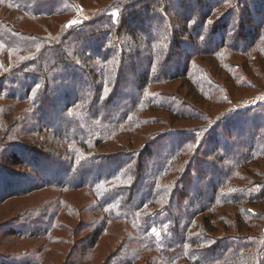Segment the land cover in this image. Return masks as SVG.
Masks as SVG:
<instances>
[{
	"label": "trees",
	"instance_id": "1",
	"mask_svg": "<svg viewBox=\"0 0 264 264\" xmlns=\"http://www.w3.org/2000/svg\"><path fill=\"white\" fill-rule=\"evenodd\" d=\"M173 1L168 0L170 5L162 13L154 9L153 0L108 2L104 8L107 11L125 9L121 29L135 40L129 39L125 43L123 38V45L128 46L120 59L125 63L114 64L109 70L107 65L110 61L117 62L119 57L118 49L109 50L104 41L113 28L109 23L100 26L102 31L99 34L103 40L92 42L90 39L93 37L84 34L81 35L83 41L76 45V40L81 37L70 38L78 26L67 29L64 23V31L37 35L0 17V56L15 59L16 52L23 53L24 57L13 70L27 72L25 75L30 79V82H25L21 94L15 90L20 84L19 73L7 74L2 82L7 85V99L18 104L28 102V107L19 112L14 124L30 136L46 133L41 148L22 142L15 145L17 142L14 144L19 148L17 152L0 154V190L4 189L0 193V202L46 188L60 194L83 189L85 195L90 193L92 196L83 209H76L58 194L49 195L50 198L22 210L8 224L12 223L22 235L26 233L24 237L37 235L45 238L47 244L61 243L65 238L58 233L67 229L62 216L75 217L83 211L89 216L78 231L93 228L86 237L88 251L98 246L111 223H125L133 233L121 246H117L118 251H110L108 259L101 264H135L142 260L143 264H264V242H258L261 241L259 235H264L263 228L258 234H253L251 227L256 225L253 224L259 218L256 216L264 219L256 208L264 201V188L252 192L249 185L234 182L243 175L244 169L249 178L264 175L259 166L247 170L248 165L256 164L264 157V130L260 132L264 117L259 121L253 115L252 131L242 133L247 118L242 124L239 122L248 112L240 114L241 109H235L234 101L226 93V85L223 86L205 67L194 62L199 57H211L224 70L231 67L228 75L233 81H238V86L254 87V82L246 74L250 70L244 68L250 66L249 61L243 67L225 63L224 53L233 49L242 56L250 54V60L252 56L257 60L256 65L263 60L264 0H193L202 10L198 17L194 16L195 11L194 15L183 14L192 0H178L177 4ZM227 3H232L235 8L211 20ZM0 5L6 12L26 15L22 19L24 23L33 19L71 16L80 4L74 0H0ZM145 12L149 17L143 19ZM170 13L179 18L171 20ZM171 21L172 26H169ZM165 24L168 25L163 27ZM83 25L89 26L92 22H84ZM235 26V31H232ZM226 29H231V39L225 33ZM218 35L220 39L216 42L213 38ZM188 41L191 50L183 58L185 63L173 66L172 72L165 73L173 55L179 53L174 49L186 46ZM58 46L63 49L60 50L62 53L56 54ZM68 52L77 57L83 69H89L92 78L80 93L63 89L70 76H54L52 73H57L59 67L70 66L65 60ZM26 53H29L28 58ZM137 59H144L148 65L140 73ZM44 63L48 65L46 69L41 66ZM34 67L42 77L45 76L38 78L32 71ZM194 69L198 71L193 72ZM48 74L52 75L51 80L46 77ZM66 77L64 83L60 81ZM128 77L134 78L135 83V90L130 95L123 94L120 89ZM71 78L75 77L71 74ZM71 78L67 81H72ZM176 80L182 81L187 89L184 97L179 93L150 92L151 85ZM226 80L228 84L232 83ZM52 83L56 85L55 96L63 90L61 96L65 99L60 112L53 110L57 112V118L51 116L50 121L45 122V110L55 104V98L49 95ZM119 99L122 104H116ZM203 100L227 107L214 118L201 108ZM159 110L171 114L170 124L184 120L201 124L185 129L167 127L159 134H151L141 149L92 152V147L117 142L124 134L134 137L142 129L155 126L161 119L145 114ZM218 127L226 129L227 134L221 136ZM0 129H3L2 124ZM18 133L11 138L18 137ZM144 133L145 136L150 134ZM6 134L10 136L8 131ZM210 144L213 145L211 153L215 154L216 164L211 162L212 159L208 160L210 154L200 156ZM54 163L57 165L55 174L49 170ZM205 165L213 169L211 174L215 175L216 181L209 182L208 172L202 170ZM10 166H24L27 171L11 169ZM174 174H178L179 179L169 180ZM195 175L202 177L198 190H193L191 185ZM6 183L13 187L5 189ZM190 198L192 200L186 203ZM245 203L248 204L246 208L243 207ZM227 206L237 209L234 222L229 218L220 220L217 216L218 210ZM233 225L234 233L219 234L221 230H232ZM195 227L202 232L193 233ZM133 237L135 243L130 242ZM49 244L45 251L50 250L52 244ZM42 261L39 259L35 264Z\"/></svg>",
	"mask_w": 264,
	"mask_h": 264
},
{
	"label": "rangeland",
	"instance_id": "2",
	"mask_svg": "<svg viewBox=\"0 0 264 264\" xmlns=\"http://www.w3.org/2000/svg\"><path fill=\"white\" fill-rule=\"evenodd\" d=\"M74 1L79 3L80 5L77 11L71 16H66V15L58 16V17L49 18V19L45 18L44 20L42 19L34 20L33 19V20H27L23 23L22 19L26 15H20L22 13L19 14L14 11L6 12V9L0 5V17L7 21L14 23L16 26H18V28L20 27L21 30L23 29V30L30 31V32L32 31L37 35L45 34V33L48 34L47 32L54 35L61 30L64 31V29H62L64 23L67 24L66 26L67 29H70L71 27H69V25L72 24L73 21H76L77 23L73 24L72 26H76V27L78 26V28H76L77 32H75L74 35L70 38L71 40H73L75 39L76 36L81 37L80 39L76 40L77 42L76 45L80 44V42L83 41L81 35H84V34H89L88 36H92L93 38L90 39L92 42H94L95 40H103V38H100V34H99L102 31L100 26L104 25L105 23L106 24L109 23L111 24L113 28L112 30H110L111 32L109 34V37L104 39V41L106 40V44H107L106 46L107 48H109V50L118 49L117 52L119 54L118 55L119 57L118 59H116L117 62L113 60L110 61V63L107 65V68L109 70L111 67H114V64H119V65L124 64L125 62L123 61V59H120V58L122 57V54L125 52L124 50L126 49L128 45H125V44L123 45V40H124L123 38H125V41H124L125 43H127V40L129 39L135 41L133 37H129L127 33H125L121 29L122 28L121 20H122V17L126 13L125 9L115 8L109 11H107L108 9L105 10L104 8L108 6V2H110L111 0H74ZM135 1H139V0H135ZM236 1H240V0H235V2ZM173 2L177 4L178 0H174ZM192 2L193 0L190 1L191 6L188 8L186 13H183L184 11H182V13L186 15L187 14L194 15L193 11H195L196 14L194 16L198 17V15L200 14V11L202 10L198 7L197 4H195V2L193 3ZM152 4H153L152 6L154 7V9L159 11L160 13L165 12L167 9V6L170 5L168 0H159V1L153 0ZM233 8L235 7H233L232 3L224 4V6H222L220 9L217 10V13L212 17L211 20L217 19L219 14L230 11ZM142 16L144 17L143 19H146L149 17V15H147L146 12L143 13ZM169 17L171 20L175 18L177 19L179 18L178 15L176 16L175 14L173 15L171 13ZM19 20H21V22ZM84 22L86 23L92 22V25L84 26L83 25ZM166 25L168 24H165L163 27H165ZM170 25L172 26V21L171 23H169V26ZM235 29H236V26L234 27L232 31H235ZM79 30H82V31H79ZM230 31L231 29H226L225 33H228V38L231 39L232 37L229 36ZM219 39H220L219 35L213 38V40H215L216 42H218ZM91 41H89V43H91ZM130 42L132 43V41ZM184 46L185 45L181 46L179 49H174V51H179V53L173 55L174 57L169 63L167 69L164 71L165 73L172 72L173 66L183 65L185 63L184 62L185 59L183 58H185V55L187 52H190L191 43L188 41L187 45L185 47ZM62 49H61V46H58L55 50V53L56 54L59 52L62 53L60 51ZM232 51L233 49L230 51H226L224 53L225 63L227 62L233 63L234 65L243 67L245 62L249 61L250 66L244 67V68L247 70H250L246 74L249 76L250 80L254 82V87H256L257 89L254 87L247 89V88L238 86L237 85L238 81L236 80L233 81L230 78L231 76L229 77L228 75L229 74L228 72L232 71L231 67L229 68L226 67L224 70L221 67V64L219 65L215 61V59L211 57H206V58L199 57L195 59L194 62H197V64L199 63L203 67H205L206 70L210 72L211 76L215 80H218L219 82H221L223 86L226 85L225 86V88L227 89L226 93L234 101L232 104L235 106V109H241L240 114H242L243 112H248V115H246L247 117L243 116L242 121L239 122V124H242L243 120L247 118L245 124L243 125V130H241L242 133L247 134L248 132L252 131V126H251L252 118L251 117H253L254 115L255 117H258L257 120L259 121H261L260 119L264 117V61H263L264 58L261 57L263 60L258 61L259 64L256 65L255 63H257V60H255L254 56H252V59L250 60V57H249L250 54H246V56H242L240 54H237L235 51H233L236 53L234 54L232 53ZM126 52H129V50H127ZM101 53H104V52H101ZM26 54H27L26 58H28L29 53H26ZM67 54H66L65 60H66V63L70 64V66L65 65V67L63 68L59 67V70L57 71V73L56 71L52 73L54 74V76H56V74L58 75L66 74L70 76L69 78L66 77L65 79L63 78L60 79V81H62L63 83L65 82L67 78L70 80L71 74H72V76L75 78L73 79L71 78L72 81H67L68 80L67 79L63 89H69V91L72 90L70 91L71 93L74 90L75 91L77 90L78 93H80V90L83 87H86V85L89 82L91 83L92 78L89 74V71H88L89 69L87 70L83 69L84 67H82V65L78 63V59L76 56H74V54L71 55L69 52ZM15 56H16L15 59H12V57L10 58L7 56L1 58L0 56V92L2 91V93H0V125L2 124V127H3V129H0V154L6 151L7 153L13 152V151L17 152L19 148H15L14 146L18 145L20 142L26 143L32 147L41 148L42 140L45 138V135H46V133L35 135V136L33 135L30 136L31 134L27 135L24 131H22L19 127H17V125L14 124L15 119L17 118V115L19 114V112L20 111L24 112L26 108L28 107V102H22L18 104L11 99H7L6 97V94L8 91L6 89L7 85L5 84L4 86L2 82L5 79L7 74L10 76H13L14 74L19 73L17 76L19 77L20 84L14 87H15V90L18 91L20 94L23 93L25 89V86H26L25 82H30L28 81L30 79H28L27 75H25L27 72L23 70L21 71L13 70V67H16L19 64V62L22 60V58L24 57V54L20 52H16ZM50 63L51 61L48 62V65H50ZM97 63L98 62H96L95 64ZM136 64H137L139 73L148 67L147 62L144 59H139V60L137 59ZM48 65H45L44 63V65H41V66L42 68L46 69ZM195 68H197V66ZM28 69L31 71V67H29ZM32 71L33 73L36 72L35 75H37L38 78H43L45 76L43 75L42 77V74L40 73V71L38 70L36 71L35 67L32 68ZM197 71H198L197 69L193 70V72H197ZM240 71L242 72L241 69ZM203 72L204 71L202 70V73ZM47 73L48 71L45 72V74ZM217 73H220V74H217ZM46 77H48L50 80L52 79L51 74L46 75ZM128 78H129L128 81L126 80H125L126 82L123 81V84L121 85L120 89L123 91V94L130 95L135 90V87H134L135 83H134V78L132 77H128ZM226 79L231 80L232 83L228 84ZM51 88L52 89L49 95L52 98H55V104L51 106L52 108L48 107L45 110L44 112L45 122L50 121L51 116L56 117L57 112L53 110L57 109L58 112H60L59 110L62 104H64L63 100L65 99L64 96H61L63 93V90L61 91L60 95L55 96L56 95L55 94L56 85L52 83ZM155 90H157V92L164 93V94H178L179 93L183 97L187 93L186 87L182 85V81L180 80L166 82V83H159L157 85H151L150 92H152L153 94L157 93ZM203 101H204L203 103L204 105H202L201 108L203 109V111H206L208 115H211L214 118L216 115H219L220 113H222V111L227 107V105H219V104L213 103L208 100L206 101L203 100ZM118 103L122 104L121 99L116 100V104ZM258 106L260 107L257 108ZM149 115L150 116L156 115L157 117L161 119V121L155 126L145 128L144 130L142 129V131H140L141 133L134 135V137H132V135L130 136V135L124 134L120 137V139L117 142H109L106 144H102L101 147H95V148L92 147L91 148L92 152H101L102 150H111V151L117 152L118 150L123 151V149L125 151H129L127 149H133V148L141 149L144 146V143L147 142L151 134L152 135L159 134L163 132L167 127H172L176 129H180V128L185 129V128H191L193 126H198L201 124L198 121L184 120V121H178L176 123H171L172 124L171 125L170 124V121L172 120V119L170 120L171 114L165 110H159V111H156L155 113L148 112L145 114V116H149ZM56 122L60 123V121H56ZM261 127H262L261 128L262 131L260 132L262 133L264 130V124ZM7 131L10 134V136L8 137L6 134ZM217 131L221 136H224L227 134V130L224 129L223 127H218ZM18 132H20V135L18 137L11 138V136L15 135L14 133L18 135L19 134ZM144 132L146 133L149 132L150 134L145 136ZM4 138L5 140L2 141V139ZM46 138H49V137L47 136ZM207 147L208 149L203 150L200 156L205 155V154H210L208 160L210 161L212 159L211 162L215 163V154L211 153V148L213 147V145L210 144ZM46 149H48V147ZM229 149L232 150V147H230ZM257 161L258 162L256 164L252 163L248 165L249 168L247 170L251 171L253 170L252 168H257L259 166L264 171V157L262 160H257ZM184 162L186 164V161ZM49 167H50L49 170L51 171V173L55 174L54 168H56L57 165L54 163V164H51V166ZM10 168L20 170L22 172L27 171V169L24 166H10ZM202 170L203 172L205 171L206 173L208 172L207 176L209 178V182L216 181L215 175L211 174L213 169L209 165L203 166ZM244 171H243V175L239 178V180L238 179L234 180L235 184L237 183L240 185L247 184L251 188L252 192H259L261 188H264V175L263 176L261 175V177H258V178H253V177L249 178L248 174H246ZM172 177L168 179L169 180L177 179L179 175L174 174L172 175ZM193 179H194L193 183L191 184L193 190L200 189L201 187L200 182L202 180V177L198 178V176L195 175L193 176ZM10 184L6 183L5 189H11L13 186L10 187ZM192 188L190 189L192 190ZM207 191H209V188L207 189ZM1 192H4V189H1L0 193ZM85 193H86L85 190L79 189L76 191H69L67 193L60 194V193H55L51 189L46 188L44 190H38L36 192H32L22 197H10L0 202V264H35L36 262H39V259H43L41 264H101L103 260L108 259V254L110 253V251H116L118 249L117 246L118 245L121 246V244L124 243L126 237L133 236V233L130 227L126 225L125 223H122V222L111 223L109 225V230L106 233H104L103 237L99 240L97 244L98 246L95 247L91 251L86 250L85 245L88 243L86 242L87 234H89V232L92 231L93 228L92 229L85 228L81 231H78L79 230L78 227L81 224L85 223V219L87 220L88 219L87 216H89V215H86V213L83 211H81L82 213L79 212L78 215L75 217H68L66 215L62 216L61 220L62 222L67 224V229L58 234L61 237H63V239L65 238V240H63V242L61 243H53V244L50 243L52 244L51 248L50 250H47V251H45V249H47L49 243L47 244L45 238L37 237V235H35L34 237L32 236L24 237L26 233L22 235V232H20L18 228H14L11 225L12 223L8 224V222L13 221L14 216L19 215V213L22 210L31 208L32 206L39 204L45 198H50L49 195L56 196L59 194L63 196V198L67 200L69 203L74 205L76 209L77 208L83 209V207L92 199V196L90 195V193L89 195L88 194L85 195ZM190 200H192V198L186 200V203H188ZM247 205L248 204L245 203L243 207L246 208ZM256 208L257 210H259L261 216H263L264 215V201L262 203H259L256 206ZM151 209L155 210V208H151ZM217 213H218L217 216L220 217V220H226V219L228 220L229 218L234 222L237 209H235L232 206H227L224 208H220V210H218ZM245 217H247V215H245ZM256 217L260 218V216H256ZM248 218H246V220ZM258 219L254 221L253 223L256 225L251 226L253 228L252 229L253 234H258L261 227L263 228V231H264V219L262 220L260 219L258 220ZM201 230L200 228L195 227L193 230V233L202 232ZM234 232H235V227L233 225L232 230H229V231L221 230L219 231V234L227 235V234H231ZM259 237H261L260 239L261 241H258L260 244L261 242H264V235L263 234L259 235ZM130 242L135 243L134 237L131 238ZM135 264H143V260Z\"/></svg>",
	"mask_w": 264,
	"mask_h": 264
},
{
	"label": "snow or ice",
	"instance_id": "3",
	"mask_svg": "<svg viewBox=\"0 0 264 264\" xmlns=\"http://www.w3.org/2000/svg\"><path fill=\"white\" fill-rule=\"evenodd\" d=\"M77 23L76 21H73L72 24L69 25V27H72L73 24Z\"/></svg>",
	"mask_w": 264,
	"mask_h": 264
}]
</instances>
